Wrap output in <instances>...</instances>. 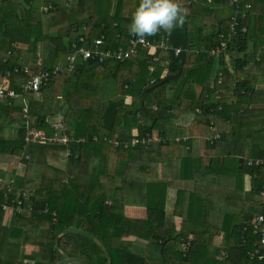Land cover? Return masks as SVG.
<instances>
[{
	"label": "trees",
	"instance_id": "1",
	"mask_svg": "<svg viewBox=\"0 0 264 264\" xmlns=\"http://www.w3.org/2000/svg\"><path fill=\"white\" fill-rule=\"evenodd\" d=\"M250 1L251 8L243 15L231 0H182L187 9L183 27L170 36L161 32L147 38L167 44L168 52L160 61L155 60L158 50L144 42L124 61L78 59L71 69L68 58L83 46H93L102 35L108 49L123 42L130 46L128 28L139 0H25V4L0 0V72L22 95L19 100H0V179L14 177L18 188L35 192L28 203L34 208L29 217L7 218L1 207L5 194L0 191V264H55L64 257L60 251L84 264H106L104 251L78 235L79 229L101 241L112 264H264L248 254L260 245L253 228L257 216L264 214L260 196L264 103L253 101L264 86V0ZM188 18L198 24L190 25ZM223 41L225 53L213 57L211 50ZM56 66L61 70L40 88L41 95L48 90L54 99L52 109L45 112L40 95L24 91L23 86L27 78ZM170 77L144 94L151 79L158 83ZM60 115L72 137L69 143L25 141L27 123L51 134L50 123ZM13 122L20 128L15 135L7 134ZM210 124L220 134L213 142L201 135L202 127ZM153 132L162 140L130 145L136 134ZM186 137L187 141L201 137L198 156L186 153ZM240 147L243 150L237 154ZM174 158L180 159L184 178L238 191L251 182L249 193L244 200L190 193L185 211L193 220L184 219L177 228L166 220L172 181L152 179L149 166L142 163L148 159L167 164ZM8 160L15 161L12 168H6ZM191 160L205 175L184 172V163ZM257 160L261 163L250 165ZM131 161L140 163L138 169H130ZM21 167L29 168L26 181L23 174L17 175ZM116 189L122 198L110 201V192ZM213 204L223 206L221 227L205 220ZM126 206L144 207L146 216H128ZM181 207L177 198L176 217L181 216ZM32 219L37 226H30ZM56 222L66 232L58 245ZM156 223L161 228L154 231ZM202 234H208L205 244L194 237ZM184 241L190 243L185 253ZM134 245L143 247L144 253L132 251ZM26 246L36 252L22 258L5 255L17 248L22 252Z\"/></svg>",
	"mask_w": 264,
	"mask_h": 264
},
{
	"label": "built area",
	"instance_id": "2",
	"mask_svg": "<svg viewBox=\"0 0 264 264\" xmlns=\"http://www.w3.org/2000/svg\"><path fill=\"white\" fill-rule=\"evenodd\" d=\"M232 3L236 6L237 12L242 13L243 15H246V10L251 8V1L250 0H231ZM233 20H236V16H234ZM230 29H234V23L231 24ZM223 37V36H222ZM123 42V41H122ZM128 42L130 43V46L128 47L124 42L123 45L118 46L115 49H108L105 47V36L102 35L101 37L97 38L94 41L93 46H83L79 48L76 53L71 55L68 58L69 67L73 69L77 63L78 59L81 60H89L94 59L98 60L99 62H104L107 59H115L119 61H124L126 58L130 57L134 53H136L139 43L137 42V39L134 38L132 35L128 37ZM146 42L149 45V48H154L158 50V55L155 57L156 61H160V59L168 52V46L165 42H162L161 44H154L149 39L146 40ZM227 49V42L223 41L221 46H218L211 50V55L215 58H220L223 53H225ZM181 50V48H177L175 50L176 53H178ZM259 59V57H258ZM61 70L60 66H56L52 69H50L47 72L41 73V74H35L29 78L26 79L24 82L23 89L24 91H33L36 92L37 95L39 94L42 100H44L45 94H40V88L42 86H46L49 82V79L51 76H54L58 71ZM220 75H221V71ZM25 73H29V69L25 68ZM221 80V77H220ZM154 84V80L151 79L150 85ZM149 85V86H150ZM148 86V87H149ZM48 91V90H46ZM22 95L18 94L14 89L9 87L8 78L4 76L3 73L0 72V100L2 99H21ZM216 99H219V96H216ZM24 117H27L28 114V108L27 106L24 107ZM209 129L213 133V136L209 137L206 136V138L213 142L215 140H218L220 138V134L216 131L213 124H210ZM49 128L52 129V133L48 134V132L42 128L35 127L32 125L29 127V124H26V134H25V141L28 142H35V143H53V144H59V145H66L69 143V141L72 139V137L68 134L66 124L62 120V116L57 120H54L50 123ZM157 132L153 133H147L144 136H139L136 134V136L130 141V145L137 146V145H149L154 141H160L162 138ZM156 134V136H155ZM97 139V137H95ZM80 139L79 141H81ZM188 138H184V141L186 142ZM117 144L121 143L119 141H116ZM126 146L129 145L128 142L125 143ZM190 148L188 145L185 147V151H189ZM68 155H72L69 151L67 152ZM261 163V160H257L255 162L250 161V165H258ZM0 191H4L5 199L1 205L4 212L12 213L14 215H18L24 218L29 217L32 212L34 211L33 206H29L28 203L30 200L35 197V192L29 190L28 188H18L16 186V180L14 177L7 178V179H0ZM260 196L264 198V187L261 191ZM48 210V207L45 209ZM55 227L56 228V224ZM38 223L35 220L30 221V226L35 227ZM253 233L260 235V245L255 244L254 250H251L248 252L250 257H258L259 260H264V214H260L257 216ZM59 234V233H58ZM190 243L184 241L182 244L183 253H185L189 248Z\"/></svg>",
	"mask_w": 264,
	"mask_h": 264
},
{
	"label": "rangeland",
	"instance_id": "3",
	"mask_svg": "<svg viewBox=\"0 0 264 264\" xmlns=\"http://www.w3.org/2000/svg\"><path fill=\"white\" fill-rule=\"evenodd\" d=\"M19 1L22 2V0H19ZM187 21L190 22V25H194L195 23L198 24V22L195 21L192 18H188ZM253 101L257 102V103H264V86L263 87H259L257 89ZM44 104H45V106H44L45 112L50 111L52 109V107H53L54 99L48 93H46L45 96H44ZM103 109H104V106L100 105V107H99L100 112H103ZM185 119L189 120L190 117H186ZM19 128H20V124L18 122H13V123H11L9 125V128L7 130L8 133L7 132L6 133L10 134V135H15L17 133V131L19 130ZM205 129H206V132H207V129H208L207 135L208 136H212V132L209 129V127H206ZM156 134H155V136H156ZM193 140L194 141L196 140L194 142V144H195V150L197 151L198 148H199V145L201 144L200 143V139H193ZM177 159L178 158H174L173 159L174 160V162H173L174 163V168L172 169L173 170V174L172 175H174L173 177H172V175L170 176V175L167 174L168 170H166V169L168 168V166H167L168 163L164 164L163 162L159 163V162H156L155 160H148V159H144L142 161V163L143 164H147L149 166V170H151L150 176H151L152 179H156V180L157 179L165 180L167 178L172 179L171 180L172 181L171 182L172 185H170L168 187V190H171V192L174 193V195L176 197V200H177V198H179V202H182L184 207L180 208V212H181V216L180 217H176L174 212H173V217L171 219H169L168 215H167L166 216V220L168 222H170V223L175 224L176 227L179 228L180 224L183 222L184 219L188 220V219H192V218L189 215V213L185 211V204L187 202V197H188L187 194H186V192H187V181L186 180H181L183 178L184 174H183L182 167H181V161L179 162V166H180V169H179V166L176 163ZM8 161L11 162L12 166L15 164L14 160H8ZM133 162H134V164L130 165V169L131 170L138 169V164H140V163L137 162V161H133ZM246 162L248 163L249 160H247ZM239 166H240V164H239ZM245 170L249 171L250 169L249 168H245ZM28 174H29V170L26 172V176H24L25 181L28 178ZM183 186H184L185 190L183 189ZM116 190H120V189H116ZM244 192L247 193L245 195V197H247L249 191L244 190ZM181 194H183V195L180 196ZM111 195H114V196H112L111 199H117V198H119V196L121 197V192H116L115 190H113ZM174 195H171L170 198H169L168 204H170V206L174 202ZM167 209L169 210V213H170L171 212V207H169ZM5 213H6L7 218H9L10 216L14 215V214L8 213V212H5ZM125 213H126V215L132 216V217H135V216L136 217H142V216H145L146 210L144 208H139V207H128V208H126ZM207 220L209 222L213 223V221L210 218H208ZM160 228H161V225L159 223H156L154 231L158 230ZM53 230H54V233H56V234L61 233V225L59 223H57L56 224V228L53 229ZM133 250H135L136 252H142V250H140V248H138V247H134ZM34 251L36 252V249L30 248V246H26V248L22 252L17 248V249L12 250V251H7L5 255L7 257V256H9L11 254H14V255H17L20 258H22L24 253L33 255Z\"/></svg>",
	"mask_w": 264,
	"mask_h": 264
},
{
	"label": "crops",
	"instance_id": "4",
	"mask_svg": "<svg viewBox=\"0 0 264 264\" xmlns=\"http://www.w3.org/2000/svg\"><path fill=\"white\" fill-rule=\"evenodd\" d=\"M22 3L25 4L26 3L25 0H22ZM46 93H48V91H45L44 92V94H46ZM47 112H49V111H47ZM207 133H208V129H207V132H206V129L204 127H202V129H201V135L202 136L203 135L208 136ZM212 136H213V133H212ZM209 137H211V136H209ZM193 139H200V143H201V137H195ZM195 141L194 140L193 141L191 140V141H187L186 142L188 144V147L190 148V150L189 151H186V153H191L194 157L198 156V154L200 153V148H201L200 147L201 144H200L198 150L197 151L195 150V144H194ZM242 150H243V147L242 148L241 147L238 148L237 149V154H240L242 152ZM173 162H174V160L171 159L169 161V163L167 164L168 168L166 170H168L167 171V174L170 175V176L173 174V170H172L174 168V163ZM179 162H180V160L177 159L176 163L178 164V166H179ZM131 164H134V162L131 161L130 165ZM193 164H194V160H191L188 165H186V163H184V172H185V170H189V171L193 172L194 174H203V175H205V173H201L200 171H197L196 169L199 168V167L198 166H193ZM6 168H12L11 162L7 161V167ZM28 169H29L28 167L27 168L21 167L18 170L17 175L23 174V176H26V172L28 171ZM179 169H180V166H179ZM149 171L151 173V170H149ZM173 176L174 175H172V177ZM224 177L227 178V179H232L233 176L227 175V176H224ZM10 178H12V177H10ZM157 180H161V181H168V180H170L171 181L172 179L167 178L165 180H163V179H157ZM181 180H186L187 181V192H186L187 196H189L190 193H193L194 192V193H197V194H199L201 196H204V197L217 196V197H222V198L231 199V200H244L245 199V195L247 194L244 191H238V190H233V189H226V188H222V187H219V186H205V185H200V184L195 183V180H192L191 178H184V176H183V178ZM250 185H251V182H247L246 183V185H245V190L246 191H248L250 189ZM183 189H184V186H183ZM112 191L110 192L109 200L110 201H112V200H121V198H122V191L121 190H115L116 192H121V197L119 196V198H117V199H111L112 196H114V195H111ZM171 195H174V193H172L171 190H168L166 205H167V208L171 207V212L169 213V210L168 209H166V212H167V215H168V218L169 219H171L173 217V212H174L175 203H176V197L174 195V202L171 204V206H170V204H168V201H169V198H170ZM128 207H133V206H126L125 207V210ZM139 208H144V207H139ZM146 213H147V211H146ZM224 214L225 213H224L223 206L218 205V204H213L211 206V208L209 210H207L206 215H205V220H206V222L208 224H210L212 226L221 227L222 222L224 220ZM145 216H146V214H145ZM145 216L138 217V218H143ZM208 218H210L213 221V223L209 222L207 220ZM62 231L63 230L61 228V232ZM194 237L200 243L205 244V243L208 242V234L195 235ZM221 240H222V234L216 237L215 244L216 245L220 244L221 243ZM134 247L140 248V250H142V252H136L135 250H133ZM131 249L135 253H139V254H143L144 253V248L141 247V246H139V245H134V246H132Z\"/></svg>",
	"mask_w": 264,
	"mask_h": 264
},
{
	"label": "clouds",
	"instance_id": "5",
	"mask_svg": "<svg viewBox=\"0 0 264 264\" xmlns=\"http://www.w3.org/2000/svg\"><path fill=\"white\" fill-rule=\"evenodd\" d=\"M187 9L182 0H139L131 16L129 33L138 43L161 32L169 36L185 24Z\"/></svg>",
	"mask_w": 264,
	"mask_h": 264
},
{
	"label": "water",
	"instance_id": "6",
	"mask_svg": "<svg viewBox=\"0 0 264 264\" xmlns=\"http://www.w3.org/2000/svg\"><path fill=\"white\" fill-rule=\"evenodd\" d=\"M180 76V73H177L175 75L176 78H178ZM172 80V77L168 78V79H163L162 81L158 82V83H154L152 85H150L149 87H147L144 91V94H147L149 92H151L153 89L162 86L163 84H165V82ZM32 125L29 124V127H31ZM243 162L244 159L243 157L240 158V167L243 166ZM29 170V169H28ZM76 233L80 236H83L89 240H91L92 242H94L95 244H97L105 253L106 256V264H112V258L110 253L108 252L107 248L101 243V241L92 233L79 229L76 230ZM66 234L65 231H62L57 237H56V243L58 245L59 240ZM61 254L64 256L59 262L55 263V264H84L82 262V260H80L77 257H68L65 255V253L63 251H60Z\"/></svg>",
	"mask_w": 264,
	"mask_h": 264
}]
</instances>
